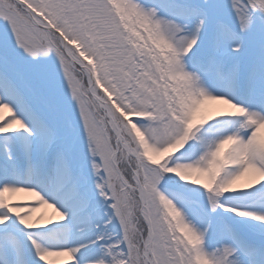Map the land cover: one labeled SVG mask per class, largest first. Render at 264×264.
<instances>
[{"label": "snow or ice", "instance_id": "1", "mask_svg": "<svg viewBox=\"0 0 264 264\" xmlns=\"http://www.w3.org/2000/svg\"><path fill=\"white\" fill-rule=\"evenodd\" d=\"M0 264H264V0H0Z\"/></svg>", "mask_w": 264, "mask_h": 264}, {"label": "bare ground", "instance_id": "2", "mask_svg": "<svg viewBox=\"0 0 264 264\" xmlns=\"http://www.w3.org/2000/svg\"><path fill=\"white\" fill-rule=\"evenodd\" d=\"M15 199H17V200H24V199H27V197L24 196V194H20V195H18ZM41 211H42V212H49L50 210L42 209ZM38 214H39V213H38Z\"/></svg>", "mask_w": 264, "mask_h": 264}]
</instances>
